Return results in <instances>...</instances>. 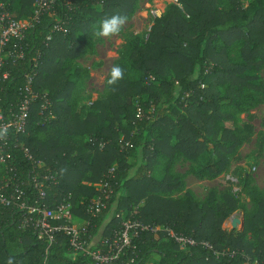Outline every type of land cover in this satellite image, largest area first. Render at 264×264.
Wrapping results in <instances>:
<instances>
[{"label": "trees", "instance_id": "trees-1", "mask_svg": "<svg viewBox=\"0 0 264 264\" xmlns=\"http://www.w3.org/2000/svg\"><path fill=\"white\" fill-rule=\"evenodd\" d=\"M32 1L0 0L13 19L27 18ZM55 3L52 17L42 14L21 40L10 42L25 57L8 60V76L0 80L5 109L22 95L23 74L36 61L32 89L47 106L40 113L41 101L31 103L19 145L42 163L39 170L54 173L57 184L47 192L46 203L69 194L74 222L89 221L88 239L99 229L100 239H108L120 213L194 241L180 249L164 230H141L123 256L127 264H263L264 187L258 189L248 174L227 171L252 133L249 123L238 125V115L264 101V0L167 4L143 40L137 33L124 36L115 60L124 78L108 85V76L103 97L89 103L83 115L74 110L72 97L87 70L69 75L65 62L91 48L94 28L103 18L117 13L128 18L137 0H72L70 8L65 0ZM54 18L65 32L52 30ZM138 153L141 165H136ZM178 159L196 163L189 169L196 179L228 174L236 181L227 180L228 187L211 188L198 200L172 170ZM15 168L32 166L19 157ZM100 180L107 187L98 191L93 184ZM107 189L104 209L90 218L86 205ZM239 195L248 199L249 209L237 204ZM236 209L242 212V228L225 231L221 224ZM9 257L14 264L86 260L81 254L71 258L61 235L49 245L37 240L6 207L0 208V264Z\"/></svg>", "mask_w": 264, "mask_h": 264}, {"label": "built area", "instance_id": "built-area-1", "mask_svg": "<svg viewBox=\"0 0 264 264\" xmlns=\"http://www.w3.org/2000/svg\"><path fill=\"white\" fill-rule=\"evenodd\" d=\"M55 2L56 0H33L31 14L24 19H13L0 2V80L8 76L5 69L8 60L13 63L25 57L20 47L11 46L10 42L14 39L21 40L25 31L32 28L42 14L52 17L55 14ZM65 3L70 8L72 0H65ZM53 22L52 30L65 32L60 19L54 18ZM51 38V34L45 36L46 41H50ZM34 67L36 61L33 60L30 70L23 74V93L14 105L5 109L0 107V126L8 128V135L0 139V208H13L19 218V227L23 230L32 229L36 239L47 245L55 241L56 236H63L67 241V252L71 258L77 254L86 257L82 264H127L123 256L129 248H132L131 240L141 230L150 232L164 230L180 249L192 245L194 241L190 237L175 234L163 227L142 225L135 219L123 218L120 213L115 214V218L119 220L108 239L101 240L99 234L96 244H90L92 239L87 237L89 221L82 224L74 222L69 194L61 195L57 200H48L49 203H46L47 192L57 184L54 173L49 170H39L42 163L34 162L29 152L19 145L31 103L36 99L41 101L40 113L47 106L44 96H39L32 89ZM19 157L28 160L32 168L28 171L24 169L16 171L15 164ZM227 180L232 183L236 181L226 174L224 181ZM96 185L98 191L107 187L104 180L98 181ZM233 190H236V187ZM108 193L109 189L103 196L89 200L85 213L90 218L96 217L104 209ZM247 264H256V261Z\"/></svg>", "mask_w": 264, "mask_h": 264}, {"label": "rangeland", "instance_id": "rangeland-1", "mask_svg": "<svg viewBox=\"0 0 264 264\" xmlns=\"http://www.w3.org/2000/svg\"><path fill=\"white\" fill-rule=\"evenodd\" d=\"M175 0H137L135 10L127 18L124 27L117 35L105 38H96L91 48L87 49L81 56L65 62L66 73L69 75L75 70H87V76L80 77L77 82V90L72 97L74 110L80 115L87 111V105L92 101L103 97L105 92V80L109 76L110 69L115 65V60L121 52V45L124 36L127 33H137L142 40L145 38L148 26L151 24L153 17L160 15L164 7ZM93 38V39H94ZM77 93V94H76ZM238 125L249 123L252 127L250 140L242 144L237 151L238 158L230 162L228 171L233 175L242 176L248 174L252 183L258 188L264 187V101L245 113L237 117ZM136 165H141L144 161L140 153L137 154ZM196 163H189L185 160L178 159L174 162L172 170L174 173L182 176L184 187L190 190L196 199L202 200L206 192L215 188L217 190L228 187L224 181V175L219 174L213 179H196L189 172L190 168L195 167ZM135 167L129 170L133 174ZM94 183L93 185L98 188ZM176 196H178L176 194ZM236 202L242 205V209H249L250 202L248 199L239 195ZM114 208L112 204L107 213L106 219L109 218ZM241 209L234 210L231 214L236 213L237 218H242ZM222 222L221 227L225 231H238L239 224L231 227L229 217ZM104 224V223H103ZM97 234L92 238L90 244H96Z\"/></svg>", "mask_w": 264, "mask_h": 264}, {"label": "clouds", "instance_id": "clouds-1", "mask_svg": "<svg viewBox=\"0 0 264 264\" xmlns=\"http://www.w3.org/2000/svg\"><path fill=\"white\" fill-rule=\"evenodd\" d=\"M127 17L121 14H113L109 17L103 18L98 27L94 28L93 35L97 38H105L117 35L121 32L126 23ZM124 78V69L119 65H113L109 72L107 80L108 85H115L118 81ZM8 135V128L0 126V139ZM7 264H14L12 257H9Z\"/></svg>", "mask_w": 264, "mask_h": 264}, {"label": "water", "instance_id": "water-1", "mask_svg": "<svg viewBox=\"0 0 264 264\" xmlns=\"http://www.w3.org/2000/svg\"><path fill=\"white\" fill-rule=\"evenodd\" d=\"M230 219V223H231V227L234 228L235 224H239V230L242 228V218H237L235 216V214H231V216L229 217Z\"/></svg>", "mask_w": 264, "mask_h": 264}, {"label": "crops", "instance_id": "crops-1", "mask_svg": "<svg viewBox=\"0 0 264 264\" xmlns=\"http://www.w3.org/2000/svg\"><path fill=\"white\" fill-rule=\"evenodd\" d=\"M149 27V26H148Z\"/></svg>", "mask_w": 264, "mask_h": 264}]
</instances>
